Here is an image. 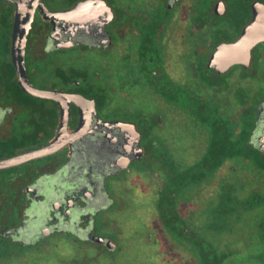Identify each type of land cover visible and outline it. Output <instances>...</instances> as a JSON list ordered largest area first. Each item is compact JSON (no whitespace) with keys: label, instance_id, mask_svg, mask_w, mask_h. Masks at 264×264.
<instances>
[{"label":"flooded vegetation","instance_id":"obj_1","mask_svg":"<svg viewBox=\"0 0 264 264\" xmlns=\"http://www.w3.org/2000/svg\"><path fill=\"white\" fill-rule=\"evenodd\" d=\"M130 259L264 264V0H0V264Z\"/></svg>","mask_w":264,"mask_h":264},{"label":"rangeland","instance_id":"obj_2","mask_svg":"<svg viewBox=\"0 0 264 264\" xmlns=\"http://www.w3.org/2000/svg\"><path fill=\"white\" fill-rule=\"evenodd\" d=\"M145 215V213L143 211H139L137 213V216L140 218H143ZM138 220V219H137ZM139 223V221H138ZM139 228V227H138ZM137 231H142V229H137ZM141 239H134L131 241V246L128 247L127 252H129L128 258H131L133 255H138L137 253H140L144 250V248L142 247V241H140ZM137 261H140L138 258H136ZM131 260V259H130ZM133 264H137V262L134 260H131ZM141 262V261H140Z\"/></svg>","mask_w":264,"mask_h":264}]
</instances>
